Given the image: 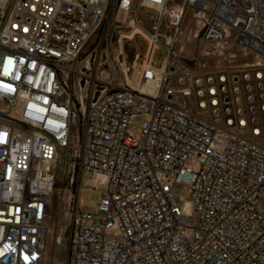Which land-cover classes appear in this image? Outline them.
I'll return each instance as SVG.
<instances>
[{"label":"built area","instance_id":"2783aa9c","mask_svg":"<svg viewBox=\"0 0 264 264\" xmlns=\"http://www.w3.org/2000/svg\"><path fill=\"white\" fill-rule=\"evenodd\" d=\"M119 15L158 55L155 93L114 81L97 47L75 64ZM77 169L104 177L94 210ZM51 236L55 264H264V0H0V264H45Z\"/></svg>","mask_w":264,"mask_h":264},{"label":"rangeland","instance_id":"374dc122","mask_svg":"<svg viewBox=\"0 0 264 264\" xmlns=\"http://www.w3.org/2000/svg\"><path fill=\"white\" fill-rule=\"evenodd\" d=\"M181 1L174 0L177 3ZM152 14H155L154 9L143 8L139 16L140 22L147 26ZM194 14V9H189L186 12L185 24H192L194 31H196L201 24L198 25L193 21ZM119 18L124 21L122 26L116 22L115 18L108 38L101 43H99L100 39L98 37L92 39L75 64L80 63L91 49L97 47L99 50H104L105 59L107 55L114 81L140 87V82L144 81L147 76V78H150L153 88H156L159 83V68L161 66L158 61V55H155L154 59L147 61L150 49L147 39L137 30L136 26L130 24L131 18L129 16L119 15ZM234 53L238 57L234 62L245 63L254 60V54L247 57L246 49L239 47L234 49ZM140 122L141 116H137L133 119L131 125V131L136 136L140 134ZM72 162H74V157L69 154L64 155L59 162L57 183L53 201L51 202V214L48 217L54 227L56 225L59 227L64 226L67 223L68 215L64 211L67 209L71 190L69 180L72 175ZM97 176L98 174L96 173H85L82 175V172L78 171V169L75 173L74 189L72 191L76 194L78 205L83 210H94L100 199L102 193L100 182L102 178H97ZM181 194H185L182 188L177 190V199L182 204ZM185 198L190 199V196L185 194ZM60 206L62 208H60L61 212L59 211ZM58 257L65 259V255L63 253L60 254V248L54 242V236H51L48 239L45 264H55Z\"/></svg>","mask_w":264,"mask_h":264},{"label":"bare ground","instance_id":"6f19581e","mask_svg":"<svg viewBox=\"0 0 264 264\" xmlns=\"http://www.w3.org/2000/svg\"><path fill=\"white\" fill-rule=\"evenodd\" d=\"M149 72V71H148ZM153 72V71H152ZM147 83L144 85V89H145V91H147V92H150V93H155L156 92V88H153V85H152V83L150 82V78L148 77L147 78V81H146ZM159 84V83H158ZM158 86V85H157ZM156 86V87H157ZM152 88H153V90H152ZM97 178H102L103 180H104V177L102 176V175H100V174H98V176H97Z\"/></svg>","mask_w":264,"mask_h":264}]
</instances>
